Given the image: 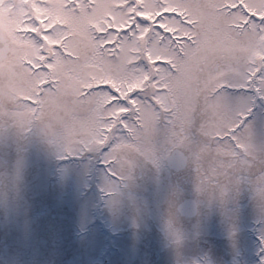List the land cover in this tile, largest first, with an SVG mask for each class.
Wrapping results in <instances>:
<instances>
[{
  "label": "snow or ice",
  "instance_id": "obj_1",
  "mask_svg": "<svg viewBox=\"0 0 264 264\" xmlns=\"http://www.w3.org/2000/svg\"><path fill=\"white\" fill-rule=\"evenodd\" d=\"M0 264H264V0H0Z\"/></svg>",
  "mask_w": 264,
  "mask_h": 264
}]
</instances>
